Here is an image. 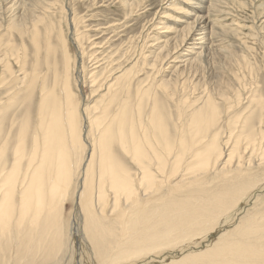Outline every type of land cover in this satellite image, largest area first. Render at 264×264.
<instances>
[{
  "label": "bare ground",
  "instance_id": "bare-ground-1",
  "mask_svg": "<svg viewBox=\"0 0 264 264\" xmlns=\"http://www.w3.org/2000/svg\"><path fill=\"white\" fill-rule=\"evenodd\" d=\"M5 1L7 4L12 0ZM199 1L196 0L184 13L187 18L191 12L197 16H194L197 19V22L194 21V29L175 46L173 52L168 50L163 57L161 53L158 56L161 63L172 59L176 65L172 63L163 72L164 75L155 80L146 75L138 76L142 70L136 64L125 69L119 67L115 74L107 76L106 80L111 78L109 83L101 82L105 93L97 94L100 96L96 98L100 100L95 101L92 106L90 104L91 107L90 101L86 102L88 106L83 113L87 119V127L83 133L80 126L82 111H78V105L74 101L75 95L69 81L71 64L66 52L61 53L64 61L60 77V97L55 90L58 79L56 64L49 67V64L44 63L46 69L52 70V82L48 87L45 85L46 78L39 77L42 82L38 92V106H35L37 118L35 117L33 128L30 127L27 131L26 125L23 127L24 119L17 132L13 128H6V134L1 137L0 128V264H57L55 261L58 260L59 253L61 257L63 245L62 216L67 203L76 205V211L72 210L79 217L75 228L78 227V231L81 228L82 237L87 243V246L85 243L84 245L89 249L92 255L89 256L93 257L94 264H148L155 261L152 256L157 258L163 252H176L180 256L168 258L166 262L159 259V264H264V208L238 219L232 230L224 235L219 234L205 249L202 250L203 245L200 246L201 240L209 238L216 231L221 224V217L226 218L231 211L238 209L252 189L249 186L253 185L247 179L249 176L245 175L246 168H250L246 166L248 162L245 165H240V162L232 163L240 154L235 155L237 151L240 152L237 150L239 140H233L232 137L230 142L233 141V146L230 149H220L217 133H214L201 150L193 149L217 118L218 110L214 100L206 97L198 108L195 106L201 98L198 100L196 95V101H189L188 105L185 93H181L182 96L175 100L179 91H185L187 84L195 81L201 66L198 58L207 52L201 43L206 39L204 34L210 20L207 8L204 7L206 0ZM31 34V43L37 55V32L32 31ZM48 42H45V48L49 54ZM163 43L166 44L163 47L166 49L171 42L166 40ZM49 55L52 56V52ZM39 61L40 59L38 65ZM20 62L19 65L25 61ZM4 65L8 70V66ZM186 66L193 70V74H186ZM34 69L28 82L25 81L30 88L28 96H25L27 99L33 96L38 78L36 73H40H35ZM43 73L45 75V71ZM19 82L17 84L16 80L15 84L19 85ZM23 91H26L25 88ZM201 91L200 95H203ZM92 92L95 93L91 90ZM209 93L213 95L214 92L208 91ZM106 94L108 96L105 97ZM6 101L2 103H12ZM169 106L176 109L177 122L171 120L172 125L176 124L174 135L168 130V118H172V114L166 112L165 107ZM250 127L252 130L251 125ZM27 132L30 136H27L29 144L25 148L23 139ZM247 135L244 137L246 144L251 142L253 134ZM225 144L227 145L224 142L223 147ZM255 146L264 160V144L258 143ZM242 166H245V170ZM198 179L219 180L217 187L222 188L215 187V191L205 189L199 185ZM75 190L77 201L74 204L69 200L75 197ZM183 190H186V194H178ZM251 198L250 196L249 200ZM68 233L65 235L68 236Z\"/></svg>",
  "mask_w": 264,
  "mask_h": 264
},
{
  "label": "rangeland",
  "instance_id": "rangeland-1",
  "mask_svg": "<svg viewBox=\"0 0 264 264\" xmlns=\"http://www.w3.org/2000/svg\"><path fill=\"white\" fill-rule=\"evenodd\" d=\"M195 1L196 0H12L10 3L6 4L5 0H0V81L2 80V83L0 82V106L3 107V109L0 107V128H2V136H0L3 137L6 134V128H13V130H16L17 132L23 124L24 128L25 125L26 128H28L27 131H29L30 127L34 126L33 124L36 122L35 117L37 118L36 107L38 106L40 96L38 92L42 82V79L39 77L44 76L46 78L45 85L48 87H50V82H52L53 74L50 73L52 70L46 69L47 66H44L45 64H49V67L56 64L58 79L55 90H57L58 93L55 92L58 94L57 96L60 97V77L62 75V64L64 61L62 58L63 52H66L67 58H69L71 64L69 81L72 86V92L75 95L74 101L78 105V111H82L80 126L83 133L84 129L87 127V121H85L87 119L85 118L83 110L88 106L87 103L89 101V107H91L95 101L98 99L100 100V98L96 97L105 93L104 84L106 82L109 83V80L111 79L109 78L106 80L107 76L115 74L119 67H124L125 69L133 67L136 64L138 69L142 70L137 74L138 76L145 77L146 75L150 79L155 80L161 75H164L163 72L168 70V67L175 64V61L172 59H166L161 63L158 60V56L161 53V57H163L167 54L168 50L173 52L174 48L179 45L187 33L191 29H194V26L196 25L195 22H197L195 17L197 16L194 15V12H191L190 16L187 18L184 13L186 10L190 9ZM200 1L204 2V0ZM204 7L207 8L206 12L210 24L208 30L204 34L206 39H204V43L201 44L203 46L202 48H205V51L207 52L204 51L206 55L202 54L198 58V60H201V62H199V65L201 66L196 74L197 80L195 79L193 83H190L191 86L188 83L185 91H179L175 96V100L182 96L181 93H185V102L188 101L186 103L187 105L189 101H196V97L198 100L201 98V100L198 101L199 103L196 104V108L201 106V102L206 97H210L214 100L218 110L217 118L215 117L216 119L213 122V125L208 127L207 133H205V137L200 143L194 145L193 149H196V151L201 150L206 142L208 143L212 139L211 136L214 133H217V144L220 149H230V146L232 147L234 144L233 141L230 142L232 137L233 140H239V149L237 150H240V152L235 151V155L240 154L232 163L236 164L237 162H240V165H242V163L245 165V163L248 162L246 163V166H250V168H246L247 173H245V175L249 176L247 179L252 182L253 187L249 186V189H252L250 190L248 197L243 200L244 202L237 207L238 209L233 212L231 211L232 213L230 212L226 218L221 217L219 221L221 223L219 225L220 227L217 226L216 231H213L212 234L208 236L209 238L201 240L200 246L203 245V248L201 247L202 250L205 249V247H208L211 241L216 239L219 234L224 235L226 232L232 230L238 219L248 214H255L257 211L264 208V160L260 155V151L255 146L258 143L264 144V0H206ZM47 25L49 27H47ZM165 27L169 28V31H166ZM49 28L51 31H49ZM32 31L37 32V42L39 45L37 53L39 55H36V49L31 43L30 36L32 35ZM49 32L51 35H49ZM60 38H62L61 41ZM166 40L171 43L166 49H164L163 47H165L166 44L163 42ZM59 41L61 43L58 45ZM45 42L49 43V49L51 51L49 50L48 52L49 54L52 52V56L47 53ZM42 44L43 46H41ZM33 54L35 57H33ZM48 56H50V58ZM193 58L195 59L196 57ZM39 59L40 61L38 65ZM49 59H51V61ZM34 60H36V63ZM19 62L24 63L19 65ZM4 64L8 66V70L5 69ZM145 64L147 65L145 66ZM35 65L36 68L34 67ZM187 67L188 66L185 67V70L187 71L186 74L190 75L193 70H189V67ZM32 68H35V73L37 71L40 73H36L38 78L35 81L34 94L27 99L25 96H28L30 88L27 87L26 82H28V78H30L33 71ZM5 70L7 71L4 72ZM8 71L12 72V74L10 73V75ZM44 71L45 75H43ZM19 74L22 76L20 77ZM16 77L17 79H15ZM21 78H24V80ZM19 79L22 80V83L21 80L19 82ZM16 80L17 84L19 82V85L15 84ZM23 88H25L26 91H23ZM199 88H201L203 92ZM193 89L196 90V93H194ZM91 90L95 93H91ZM190 90L192 93L189 92ZM13 91L17 92V96ZM200 91L203 95H200ZM208 91L214 92L213 95L212 93L211 95L210 93L208 94ZM7 92L13 93L8 94ZM97 94L100 95L98 96ZM216 94L219 95L216 96ZM194 95H196V97ZM106 96L108 95L106 94L105 97ZM8 97L10 99H8ZM35 98L37 99L35 100ZM88 98L89 100H87ZM6 100L12 103H6V105H4L5 103L2 102H5ZM255 100H257L256 103ZM175 110L176 109L173 106H169L168 108L165 107V111L169 112V114L171 113V117L175 119L174 121V119L168 118V121L170 120L168 130L169 133H173V135L175 130L174 127L176 125L175 123L177 122ZM234 114L238 116L239 119ZM186 117L187 116H185V118ZM246 117L249 118V121L246 120ZM23 119L25 123L23 122ZM26 119L28 122H26ZM171 120L175 122L173 125ZM250 125L252 126V130ZM245 126L249 128H245ZM246 130L247 132H245ZM248 131L250 132L249 134ZM243 133L246 135L248 134L247 137L253 134L250 137L251 142L249 141L248 144L245 142L246 140L244 137L246 135L243 136ZM28 134L29 133L27 132V135L24 137L25 139H23L25 148L26 144H29V138L27 136H30V134ZM235 136H237V139ZM26 138H28V140ZM241 141H243L242 144ZM224 142L227 143V145L225 144L223 147ZM241 145L242 147L240 148ZM244 145L246 147L243 148ZM250 145L252 146L249 148ZM242 152L245 154H242ZM258 161L260 162L258 163ZM242 167H244L243 170H245V166ZM256 167L257 169H255ZM198 181L200 182L199 185H201V187L211 191L220 184L219 180L213 179L211 181H209V179H198ZM212 185L213 187H211ZM260 186L262 188H260ZM221 188L222 187L218 189ZM75 194H77L76 190L73 193L75 197L73 195L71 197L74 198L70 197V203L73 201L75 204V201H77ZM178 194L184 195L186 194V190H183ZM250 196L253 198V200L252 198L250 199L251 201L249 200ZM67 204L71 206V204ZM67 204L65 205L66 208L64 207L66 213L64 212L63 216L67 214V216H64L65 221L67 219L71 220L65 222L63 221L64 219L62 216V225L65 229H63L62 235L63 245L61 249V257L59 253L58 260L55 262H57V264H94V259H92L93 257H90L92 255L88 251L89 249H86L87 243H85L86 241H84L82 237L83 232H81V228L79 231L78 227L77 229L75 228L79 223L78 214L73 212L76 211V205L69 207ZM68 210L70 211L68 212ZM72 219L73 222L71 223L70 221H72ZM218 229L221 230L219 231ZM225 229H228V231ZM65 232H69L67 234L68 236L65 235ZM64 239L65 241H63ZM158 256L159 257L157 258L152 256L155 261L153 263L148 262V264H154L155 262H157L155 264H159L161 259L168 261L172 257L180 256V254L176 252H163L162 254H158ZM22 263L24 264V262H21V264ZM134 264H145V262H135Z\"/></svg>",
  "mask_w": 264,
  "mask_h": 264
}]
</instances>
